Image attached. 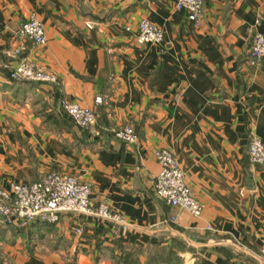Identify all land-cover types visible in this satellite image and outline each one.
<instances>
[{
  "label": "crops",
  "instance_id": "0c3cea01",
  "mask_svg": "<svg viewBox=\"0 0 264 264\" xmlns=\"http://www.w3.org/2000/svg\"><path fill=\"white\" fill-rule=\"evenodd\" d=\"M30 13L45 40L13 55ZM141 16L161 28V43L135 41ZM255 31L264 34V0H203L197 23L173 0H0V187L66 171L125 222L86 213L0 222V264H116L112 255L124 253V264L174 254L182 264H259L264 162L246 152L252 135L264 145V58L247 61ZM20 57L56 82L12 79ZM61 98L89 107L94 123L76 126ZM126 124L135 141L115 135ZM160 146L176 157L199 215L155 194Z\"/></svg>",
  "mask_w": 264,
  "mask_h": 264
},
{
  "label": "built area",
  "instance_id": "2783aa9c",
  "mask_svg": "<svg viewBox=\"0 0 264 264\" xmlns=\"http://www.w3.org/2000/svg\"><path fill=\"white\" fill-rule=\"evenodd\" d=\"M109 2L111 0H101ZM176 9H184L189 20L197 23L201 14L203 0H173ZM87 27L90 20H85ZM129 30V25H124ZM17 34L21 41L12 48L13 55H19L23 49V42L30 40L41 44L45 40L41 22L33 13L21 22ZM135 41L138 43H161L162 31L159 26L145 16L138 18L134 31ZM264 58V34L255 31L248 48L247 61L257 65ZM9 75L12 79H22L37 82H56L53 73L37 66L27 57H20L11 67ZM95 100H99L98 97ZM61 109L71 118L73 123L84 129L94 123V113L84 105L65 98L59 99ZM115 135L127 141H135L136 134L130 124L123 125L114 131ZM246 152L252 163L264 162V145L261 140L252 135L247 143ZM154 159L159 164L158 172L152 176V187L160 199L171 206L179 207L197 216L201 203L193 195L186 183L184 172L173 153L164 146L153 150ZM63 213H86L100 219H111L121 224L125 229V222L107 204L104 198L93 203L90 197L89 181L79 180L71 173L50 169L36 179L27 182H11L0 187V222L3 224H23L30 221H44L56 223ZM210 228V226H206ZM72 231L81 233L78 225L72 226ZM259 264H264V247L257 251Z\"/></svg>",
  "mask_w": 264,
  "mask_h": 264
},
{
  "label": "trees",
  "instance_id": "16d2710c",
  "mask_svg": "<svg viewBox=\"0 0 264 264\" xmlns=\"http://www.w3.org/2000/svg\"><path fill=\"white\" fill-rule=\"evenodd\" d=\"M39 224L41 225H44V224H47V222H44V221H38ZM117 245V244H116ZM119 245V244H118ZM178 245V244H177ZM180 247V245H179ZM127 253H124L122 255H117V254H113L112 257H113V261L116 263V264H124V262L126 261L127 257L129 256L128 254L126 255ZM166 264H182L181 263V258L174 254L173 256H171L170 258H167V261H166Z\"/></svg>",
  "mask_w": 264,
  "mask_h": 264
},
{
  "label": "rangeland",
  "instance_id": "374dc122",
  "mask_svg": "<svg viewBox=\"0 0 264 264\" xmlns=\"http://www.w3.org/2000/svg\"><path fill=\"white\" fill-rule=\"evenodd\" d=\"M165 255H166V253L163 251V252H159V256L161 257V258H165Z\"/></svg>",
  "mask_w": 264,
  "mask_h": 264
}]
</instances>
